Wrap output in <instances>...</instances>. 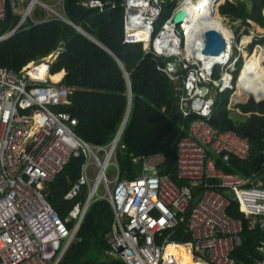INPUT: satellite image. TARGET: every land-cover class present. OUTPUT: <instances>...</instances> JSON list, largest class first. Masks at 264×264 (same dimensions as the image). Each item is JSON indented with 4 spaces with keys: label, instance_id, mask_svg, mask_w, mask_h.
<instances>
[{
    "label": "built area",
    "instance_id": "2783aa9c",
    "mask_svg": "<svg viewBox=\"0 0 264 264\" xmlns=\"http://www.w3.org/2000/svg\"><path fill=\"white\" fill-rule=\"evenodd\" d=\"M24 1L0 0V43L21 30L36 4L54 12L39 0H30L32 5L22 14ZM171 4L172 0H126L125 42L142 43L146 53L164 58L159 69L178 85L181 111L185 119L192 120L188 135L177 145L179 179L189 185L179 188L170 176L159 174L164 155L145 158L136 178H122L117 151L123 133L105 147L93 146L76 134L77 119L61 109L70 104L74 88L64 83L66 75L56 80L61 72H53L61 50L31 60L19 71L2 66L0 264H60L98 200H108L114 214L107 254L127 264H180L177 255L168 253L169 244L186 246L194 256L192 264H242L233 255L242 244L244 222L230 215L229 209L238 203L248 228L264 229V165L248 175L217 166L218 159L227 164L234 156L249 160L252 145L249 138L216 129L210 121L215 94L236 89L240 76L235 80L237 64L243 58L244 68L245 54L264 52V43H259L264 35L250 36L246 32L238 39L231 31L228 39L224 37L227 48L220 56L223 60L207 64L211 60L202 53L204 41L190 50L185 30H169L182 4L152 37L163 8ZM10 5L15 14L22 15L21 21L3 33ZM82 6L104 11L106 4L92 0ZM146 30L148 44L139 34ZM254 42L253 52L248 53ZM217 68L220 75L215 77ZM245 95L248 99L252 96ZM71 158L84 159V163L65 199L76 200L85 187H89V195L62 219L50 203L47 189ZM93 166L98 168L95 178ZM110 166L116 169L115 179L107 174ZM101 187L105 188L103 193ZM197 197L199 201L195 202ZM180 224H185L191 234L188 243L171 239L173 229ZM258 250L261 257L251 264H264V238Z\"/></svg>",
    "mask_w": 264,
    "mask_h": 264
},
{
    "label": "trees",
    "instance_id": "16d2710c",
    "mask_svg": "<svg viewBox=\"0 0 264 264\" xmlns=\"http://www.w3.org/2000/svg\"><path fill=\"white\" fill-rule=\"evenodd\" d=\"M40 1L52 9L60 5L62 12L59 14L63 18L37 6L21 30L0 43V68L6 65L19 71L29 61L61 50L53 67L54 73H61L55 79L63 78L65 69L64 83L74 88L70 104L61 109L77 119L76 134L96 147L110 145L119 134L126 119L131 92L130 112L117 151L121 177L136 178L145 158L164 155L159 174L170 176L179 188L188 186L179 179L177 145L181 137L188 135L192 120L183 116L178 85L159 69L166 60L146 53L142 43L125 42L126 0H102L106 4L104 11L82 6L85 1L92 0ZM178 6L177 0H172L169 7L163 8L154 26L153 38ZM219 14L248 28L250 22L264 28V0H226L219 7ZM20 21L21 16L15 14L10 5L3 33ZM139 34L144 36L143 31ZM259 43L263 44L264 38ZM256 44L250 45L249 53L253 52ZM243 66L241 58L234 73L235 80ZM262 72L264 75V67ZM219 75L220 69L217 68L215 77ZM232 95V89L215 94L210 123L221 131L231 130L249 138L252 152L249 160L234 156L228 164L218 159L217 166L248 175L264 165V92L252 95L258 102L252 97L234 107L243 115H250L245 120L232 116L229 109ZM83 163L84 159L71 158L48 186V199L62 219L68 216L76 203L84 202L89 195V187H85L76 200L65 199L72 184L80 177ZM229 214L244 222L242 244L233 256L242 264H251L255 258L261 257L258 246L264 238V229L248 228L236 202L229 209ZM113 222L112 204L108 200L94 202L60 264H127L122 258L107 254L110 249L107 237L113 229ZM169 232L165 231V234ZM171 239L185 244L192 237L186 225L180 224L173 229ZM183 249L191 253L186 246ZM178 257L180 264L194 259L192 254L179 248Z\"/></svg>",
    "mask_w": 264,
    "mask_h": 264
},
{
    "label": "bare ground",
    "instance_id": "6f19581e",
    "mask_svg": "<svg viewBox=\"0 0 264 264\" xmlns=\"http://www.w3.org/2000/svg\"><path fill=\"white\" fill-rule=\"evenodd\" d=\"M223 1L224 0H182V8L186 9L190 14L189 19L183 24V29L185 30L186 37L188 38L190 50L193 46L203 45L205 31L209 28L220 30L222 34L224 33L223 36L225 34L227 35V39L231 36V31L226 28L221 16L218 13V7L223 3ZM34 3H36V1H34ZM174 29L175 26L171 24L169 26V30L172 31ZM143 32L144 40L146 41V44H148L149 32L147 30ZM223 58L224 57H208L211 61L207 64H211V62L215 60H223ZM245 60L247 65L243 68V71L237 80L235 94L236 99L242 98L245 93L259 95L264 92V84L261 77V75H263L261 64L264 62V52L257 51L249 56L245 54ZM178 248L182 249V252H185L183 246L178 247L174 244H169L167 251L168 253H174L178 257ZM194 262L195 259L183 264H192Z\"/></svg>",
    "mask_w": 264,
    "mask_h": 264
},
{
    "label": "rangeland",
    "instance_id": "374dc122",
    "mask_svg": "<svg viewBox=\"0 0 264 264\" xmlns=\"http://www.w3.org/2000/svg\"><path fill=\"white\" fill-rule=\"evenodd\" d=\"M40 1V0H39ZM226 0L223 1L222 5L225 3ZM178 5L180 6L182 4V0H177ZM30 4V0H25L24 4L22 6V14L23 12L25 13L27 10L28 5ZM37 6H41L39 4H36L35 7L33 8V10L37 7ZM60 5H57L56 8H53L54 11H56L57 13L62 12L61 7H59ZM221 6V5H220ZM43 7V6H42ZM44 8V7H43ZM47 10V9H46ZM47 12L49 14L52 15V12L50 10H47ZM219 13V12H218ZM54 14V13H53ZM55 15V14H54ZM22 16V15H21ZM221 16V15H220ZM221 19L223 20L224 25L226 26L227 29H229L230 31H232L235 35H237L236 37L238 39H240L243 34H245L246 32H248V35L252 36V35H259V36H263L264 35V28L261 27L260 25L251 22V26L248 28L246 26H242L241 23L239 21H234L230 18L221 16ZM178 30H181V32H183L182 28L180 29L179 27L177 28ZM224 34V33H223ZM247 34V33H246ZM225 37H227V35H224ZM240 37V38H239ZM248 38H244L243 42L244 43H248ZM145 46V45H144ZM250 46V45H249ZM262 48L264 49V45L262 46ZM249 53V52H248ZM254 54V53H253ZM244 61V59H243ZM247 65V62L245 64V66ZM262 65V69L264 67V63L261 64ZM262 79L264 78V75H261ZM235 94H236V89L233 90V95L231 97V102H230V106L229 109H231L232 111V116L234 118L240 119V120H245V118L250 117V115H243L242 113H240L238 110H235V106L237 104L240 103H244L245 99L248 101L250 98H252V96L248 99L247 95L244 94V96L242 98H235ZM243 100V102H242ZM93 178H95V176L97 175L98 172V168L93 166ZM108 176L110 177V179H115L116 178V169L114 166H110L109 170L107 171ZM105 191L104 187H101L100 192L103 193ZM75 223V221L73 222V224Z\"/></svg>",
    "mask_w": 264,
    "mask_h": 264
},
{
    "label": "water",
    "instance_id": "95a60500",
    "mask_svg": "<svg viewBox=\"0 0 264 264\" xmlns=\"http://www.w3.org/2000/svg\"><path fill=\"white\" fill-rule=\"evenodd\" d=\"M30 5H32V3ZM219 7H218V12H219ZM189 16H190L189 12L186 9L182 8L179 12H177V14L174 15L172 23L175 27L183 26V24L189 19ZM77 28L79 30L83 31L81 28H79V27H77ZM89 36L92 37L91 35H89ZM92 38L95 39L94 37H92ZM95 40L98 41L97 39H95ZM187 40H188V38H187ZM98 42L101 45H103L104 47H106L100 41H98ZM226 48H227L226 40H225V38H224V36L220 30L214 29V28H209L205 31L204 46L202 49V53L204 55L210 56V57H220L225 52ZM254 99L256 102H258L255 97H254ZM129 101H130V103H129V108H128V111L126 114V119H125V122H124L120 132H119L118 137H120L122 135V133L124 132V127H125V124L127 122L128 116H129L130 106H131V92H130V96H129ZM198 199H199V197H197L195 202L199 201Z\"/></svg>",
    "mask_w": 264,
    "mask_h": 264
},
{
    "label": "crops",
    "instance_id": "0c3cea01",
    "mask_svg": "<svg viewBox=\"0 0 264 264\" xmlns=\"http://www.w3.org/2000/svg\"><path fill=\"white\" fill-rule=\"evenodd\" d=\"M102 1V0H101ZM85 3H87V1H85ZM103 3H104V1H103ZM105 4V3H104ZM126 4V3H125ZM50 7V6H49ZM51 9H52V7H50ZM46 9V8H45ZM48 10V9H47ZM51 11V10H50ZM52 12V11H51ZM55 13H56V11H54ZM54 12H52V13H54ZM126 17H127V6H126ZM36 23H38V21H35ZM5 23V22H4ZM10 31V30H9ZM14 36V35H13ZM144 37V36H143ZM10 39V38H9ZM144 39V38H143ZM64 72H65V75L67 74V71L64 69L63 70ZM247 102V100L245 99V101H244V103H246ZM185 252H187L188 253V251L187 250H185ZM188 254H192V253H188Z\"/></svg>",
    "mask_w": 264,
    "mask_h": 264
},
{
    "label": "clouds",
    "instance_id": "9594fccd",
    "mask_svg": "<svg viewBox=\"0 0 264 264\" xmlns=\"http://www.w3.org/2000/svg\"><path fill=\"white\" fill-rule=\"evenodd\" d=\"M181 27V26H180ZM182 28V30L184 31V29H183V27H181ZM254 98V97H253Z\"/></svg>",
    "mask_w": 264,
    "mask_h": 264
}]
</instances>
